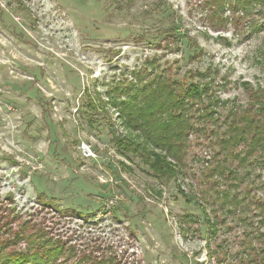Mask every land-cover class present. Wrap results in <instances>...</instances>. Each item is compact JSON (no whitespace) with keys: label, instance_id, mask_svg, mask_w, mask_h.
I'll return each mask as SVG.
<instances>
[{"label":"rangeland","instance_id":"obj_1","mask_svg":"<svg viewBox=\"0 0 264 264\" xmlns=\"http://www.w3.org/2000/svg\"><path fill=\"white\" fill-rule=\"evenodd\" d=\"M209 3L0 0V216L39 225L74 251L70 261L91 255L108 264H238L243 232L264 231L258 211L224 214L216 206L224 190L244 195L251 186L249 200H264V162L251 156L252 167L241 166L248 143L228 147L236 156L228 159L220 142L230 120L250 103L259 108L256 95L264 102V28L251 30L246 20L220 24ZM252 19L264 23L257 14ZM158 74L209 87L201 103L185 108L192 130L171 181L119 153L112 138L129 132L114 109L98 103L137 75L146 82ZM88 102L96 112L82 115ZM224 159L241 179L234 188L223 187L217 171ZM240 214L254 216L253 226ZM253 245L240 256L243 264L262 260Z\"/></svg>","mask_w":264,"mask_h":264},{"label":"trees","instance_id":"obj_2","mask_svg":"<svg viewBox=\"0 0 264 264\" xmlns=\"http://www.w3.org/2000/svg\"><path fill=\"white\" fill-rule=\"evenodd\" d=\"M209 5L213 9V14L218 16L217 20L220 24H231L237 27L246 20L251 30L260 31L264 28V23L257 25V22L252 19L254 14L264 19V0H210ZM226 11L231 14L230 18L222 17ZM14 33H16L15 29ZM198 53H195V56ZM261 56L264 59V51ZM200 75L201 78L207 77L206 74ZM142 80L143 76L137 75L135 83H129L126 88L113 87L106 92L105 100L99 98L101 102L98 103L101 108L114 109L120 125L129 132V135L123 138H112L119 153L128 161L130 157L139 159L148 169L151 177L158 181L175 180V166L182 162L186 148L184 141L192 130L188 125L185 108L188 109L191 103H201L204 95L208 94L209 87L207 83L202 84L201 82L184 81L181 84L165 79L161 74L153 76L146 82ZM261 98V95H256L254 98L259 108L253 109L254 102L250 103V108L246 109L240 118L234 117L228 122V136L222 138L220 142L222 148L228 151L226 154L228 159L233 153L228 147L248 143V152L240 159L241 166L252 167L251 163L246 162L251 156H254V159L258 157L260 163L264 162V106L261 107L264 102L260 100ZM94 105L88 102L84 107L82 105L79 112L82 115L88 111L94 113L96 112ZM233 157L236 156L232 154L231 158ZM220 163L217 171L223 179V187L225 183H228L230 188H234L236 184L232 183H236V180L241 181L238 178V171L229 168L225 159ZM254 163L257 166L256 161ZM249 173V171L246 172L247 177L251 176ZM216 182L217 180H213L211 183ZM251 187L244 191V195L237 189L235 192L230 190L232 195L229 190H224L218 199L219 206L216 208L218 213L222 211L224 214H235L236 211L242 210L246 214V210L249 213L253 208L258 211L255 217L245 215L246 217L242 218V214L236 216L239 221L246 219L250 227L253 226V222H250L251 217H259L256 224L264 228V200L251 202L248 198ZM205 194L204 192L203 195ZM182 197L185 203H190L188 196L182 193ZM192 201L203 214L200 208L201 203L195 202L194 198ZM238 207L240 208L236 210ZM186 218L194 222L197 217L193 214H186ZM209 228L212 229L210 226ZM206 232L209 230L207 229ZM252 235L248 236L243 232L244 248L237 254L238 257L234 262L243 264L244 260L240 256L250 253L248 250H252L253 244L256 243L259 246L258 251L263 255L262 260L257 264H264V231L261 234L256 232ZM60 243H62L60 240H53L42 227L37 225L35 228L33 223L26 219L23 220L22 217L14 216L13 213L11 216H0V264H108L91 255H80L76 260L70 261V258L75 255L74 251L70 248L66 249ZM249 263L252 264V262Z\"/></svg>","mask_w":264,"mask_h":264},{"label":"built area","instance_id":"obj_3","mask_svg":"<svg viewBox=\"0 0 264 264\" xmlns=\"http://www.w3.org/2000/svg\"><path fill=\"white\" fill-rule=\"evenodd\" d=\"M84 153H90L89 149L86 146L81 147Z\"/></svg>","mask_w":264,"mask_h":264}]
</instances>
